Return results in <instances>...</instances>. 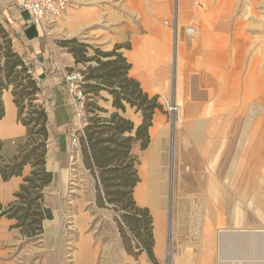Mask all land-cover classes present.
Returning a JSON list of instances; mask_svg holds the SVG:
<instances>
[{
	"label": "rangeland",
	"instance_id": "rangeland-1",
	"mask_svg": "<svg viewBox=\"0 0 264 264\" xmlns=\"http://www.w3.org/2000/svg\"><path fill=\"white\" fill-rule=\"evenodd\" d=\"M80 1L81 0H77V3L74 5L78 6ZM218 2L220 3V0H208L206 3L204 0H187V3H189L187 9L182 5L184 3L183 0H171L169 11H166V15H162V23H164V25L165 23H168L165 26L171 29V33L173 31L170 35L172 56L170 63L164 67L161 74L162 78L155 79L154 75L152 77L154 78L156 86L165 84L168 85L167 88L169 89L167 90L168 93H165V97L160 90L153 92L149 90L148 92L143 88L141 81L138 79L136 80L140 84L142 90L147 93L149 98L155 97L156 106L151 117V124L148 128L149 143L147 147L141 149V140H138L134 141L130 149V154L133 158L135 157V168L138 177V181L132 188L131 195L124 194V190L133 180L134 176L125 170L117 173H106L104 176V185L99 178L98 171L88 167L87 156L83 150L82 142L79 140L76 145L72 144V134L75 132L73 122L76 117L74 107V113L72 111L70 120L71 133L69 135V147L67 153L69 166L66 168H60L58 166L60 153H58L57 150H53L54 152L52 151L49 155V161L47 160L46 163L47 167L52 171V178L48 184L42 186L40 189L41 206L42 208H48L51 216L50 218H47V213L43 212L40 229L37 230L35 234H27V238L21 243V245H2V250L7 252V255L5 256L6 261L4 263L0 261V264H87L90 260L91 254L93 255V264H181L180 261L185 257L187 251L192 253L193 264H203L201 259L205 254L207 256L209 253L211 257L206 264H224L223 261H235L236 258L243 261H259L260 264H264V236L240 237L234 235L233 239L236 240L234 242L235 245L233 246L223 244L219 236L218 243L216 240V232L218 229H229L232 232L243 229L252 231L261 228L264 229V216H260L258 213V211L264 212V180L260 177V173L264 166V152H262V148H260L262 144L259 140L257 142L251 141L252 131L256 123L263 117V113L260 110L261 105L259 103L261 98L258 97V93L255 89L249 87L250 85L245 83V79L249 77L248 74L256 56L253 50V44L247 48L244 61L245 64L243 63L244 68L239 73L240 75L233 71L232 66L234 67V63L231 60L228 61L224 67L225 71L233 72V76L236 75L234 76V78L236 77L235 84L228 86L233 94L232 102H228L231 99H222L221 94L218 92H216V95L212 100L216 103L223 102L222 108H226V105L232 104L234 109L232 110V113L234 114H231L232 117L230 116L231 123L226 151L228 157L224 161L223 173L225 174L228 170L232 158L238 157L239 155V157L244 156L246 158V175L238 186L239 191L243 190L248 184L250 180L249 174L255 176V178L257 177L256 179H251L250 193L247 196L240 197L237 190L233 192V202L231 201L232 211L230 213H234L235 209H239L243 214L242 222L238 221L233 213L226 215L220 208L218 211L219 219L216 223L215 234L213 233L214 236L210 240V242L215 240V244L202 245L206 241L201 235V224H203L204 218H207L204 206L206 203L203 194L205 190L204 182L200 187L184 189L182 185H180L181 187L179 188L180 183L176 181L177 172L174 166L177 164V158L188 153L199 155V152L191 140V137L188 136L184 130L181 129L180 131L175 129L177 111L168 109V106L164 103L165 98L170 102H168V104L171 107L175 106L174 104L177 102L176 77L179 66L180 73H182L181 78H183L181 91L183 94V101L185 102H192L193 100L201 105H205L207 100L202 97H195L193 91L198 92L211 88V81L214 80V75H211L212 79H202L201 81L200 79L202 78L203 73L206 72L200 67H192L194 63H198L197 59H190L191 55L186 53L184 55V47L182 44L183 38L186 40V43H189V45H186L188 49L192 48L191 40L196 37H199L196 44H200L202 47L200 36L187 34L185 26H196L200 34L207 20V25L211 29L210 36H216L220 24H225L228 30V35L232 36V24L235 23V18L242 17L244 14L246 17H243L242 20L244 21L245 19V25L249 22L247 24L249 27L245 29L247 33H249L251 39L258 34H264L262 29H259L258 26L254 25L255 22L260 20V18L262 21L264 20V0H256L255 3H253V6L256 4L254 10L258 15V20L251 15H247L246 11L250 7V4H252L251 0H229V2L228 0H224L220 5L222 4V7L226 10L229 9L225 16L214 14L219 5ZM146 3L150 7L152 0H146ZM71 6L72 5H68L60 16L54 18L53 23L47 24L44 22L45 26L48 25L45 30H42L39 27V33L43 34V37L46 40H52L58 43L59 37L66 36L68 26L65 24V13ZM177 6H180V30L181 33H183L182 36L180 35V41H178L180 46L177 45L175 38L177 30L176 23L179 21L176 11L178 8ZM228 6L231 7L228 8ZM192 7L194 8L192 9ZM137 11L140 16L134 15L136 23L134 25V47L136 42H138L144 34L146 35L143 37H154L149 34L150 30L143 26L142 23L141 25L138 20L140 17L142 22V17L145 15V17L150 16L151 10L145 9L142 11V8H137ZM198 11L202 13H199ZM201 14H203L204 17L201 16ZM201 17L203 18L202 25L198 24L200 23L199 19ZM9 37L8 34V38ZM157 39L160 40L161 35ZM0 41H3L1 33ZM91 45L98 47L95 44ZM91 45L89 46V49H91ZM181 46L183 51L180 53V57L176 58L175 54L179 49L178 47L181 48ZM11 49L14 50L12 42ZM228 50L229 54H231L229 47ZM118 51H120V49ZM186 52L188 51L186 50ZM91 53L93 54V48L91 49ZM203 53L204 49L202 48V54ZM202 54L199 52V59ZM60 57H65V54L63 53ZM4 59L5 56L1 54L0 63H2ZM177 61L182 62V64L180 63V65L177 66ZM91 64L95 65V62L92 61ZM261 65L262 63L259 65L258 70L263 66ZM84 69V63L74 62L73 65L71 64L70 66L68 65L65 67L64 75L68 72L82 73ZM157 72L158 70H155L154 74L156 75ZM191 75L195 76L196 79L193 80ZM91 81H93V79H91ZM64 82L66 83L65 78ZM9 87L12 88V85L10 84ZM236 87L237 90H234ZM99 94L100 96L97 98L95 104L98 108H93L92 105H88L87 108L85 107L86 120L88 121V118L95 113L101 117H107L112 112L117 111L119 115L132 122L133 134L134 129L142 122L140 111H137L135 107H131L127 103L124 104L127 111L116 109L112 106V96L107 90L102 89ZM85 97H88V99H85ZM84 100L86 102L92 101L89 94L84 95ZM33 103L39 102L35 99ZM69 105V102H65L63 107H68ZM200 107L201 106H199V109ZM241 107L245 108L242 109ZM223 113L226 114L225 111H223L218 115L219 120L224 118L225 115ZM157 117L160 118V121L158 122L161 123L162 126L165 127L170 125L168 133H165L164 129H160L162 131L155 135L150 133V128L154 126ZM177 132H181V135H177ZM125 135H127V133H124V136ZM148 151L150 152V156L153 155L152 158L154 159L155 172L153 173L154 178H152V181L149 180L147 183V191L149 195H152L154 199L155 197L157 199H155V201L152 199L145 203H140L136 198V187L143 183L141 167L146 162L147 167L148 163L150 165V160L147 159ZM202 164V160H199L196 171L202 172L203 176ZM187 166L188 164L184 167L186 168ZM27 173L30 174V171ZM187 181L190 180L188 179ZM249 195L255 198V201L251 203L252 205L249 203ZM107 197L114 200L110 202L107 200ZM244 198H246V200ZM133 208L146 210V214L141 211H136L134 218L139 221L134 223V218H132L133 223L128 224L124 221V215L128 210L132 212L134 210ZM147 218L149 219L147 228H144L143 226ZM147 231L150 232V236H148ZM243 244H246L247 249L249 248L250 250H243L241 248L245 246ZM144 245H151L154 257L153 260L148 257L147 252L144 250ZM11 247L15 249V253L8 254ZM192 263L185 261L184 264Z\"/></svg>",
	"mask_w": 264,
	"mask_h": 264
},
{
	"label": "bare ground",
	"instance_id": "bare-ground-1",
	"mask_svg": "<svg viewBox=\"0 0 264 264\" xmlns=\"http://www.w3.org/2000/svg\"><path fill=\"white\" fill-rule=\"evenodd\" d=\"M204 1L206 3V1H208V0H204ZM255 1L256 0H251L252 4H250L249 8L247 7L248 8L247 11L245 8V11L247 12V15H251L258 20V18H257L258 15H257L256 11L254 10L255 9L254 6H256V4L253 6V3H255ZM222 2H224V0H220V3H222ZM228 2H229V0H228ZM220 3L218 5V7L216 8V12L214 14L215 15L217 14L218 16H220V15L225 16L228 13L229 9L228 10L224 9L222 7V4L220 5ZM227 5H229V4H227ZM230 7L228 6V8H230ZM176 11H177V16H178L179 21H178V23H176V29L177 30H176L175 38H176L177 45L180 46V44L178 43V41H180V34H181V30H180V24H181L180 6L177 8ZM199 13H202V12H199ZM203 14H201V16L204 17ZM243 17L245 18L246 15L243 14L242 17H238V18L236 17L235 18L236 21H235V23L232 24V29H233V31H232L233 35L232 36L228 35V30H227V27L225 24H220L218 26L216 36H214V37L210 36V30L211 29L207 25V20H206V23L203 26L204 28L202 29L200 34H199L196 26L195 27L187 26V25L185 26L187 34L192 35V36L201 35L200 38L202 40V48L204 49L202 59H200V61L198 63H194L192 65V67L193 66L200 67L201 69H203L206 72V73H203L202 78L200 77L201 81H202V79H204V80L212 79L211 75H214V80L211 81V83H212L211 88H207L203 91L201 90L198 92L193 91L195 94V97H202V98H205L207 100V103L205 102L206 103L205 105L204 104L201 105L198 102H195L193 100H192V102L183 101V94L181 91L182 90L181 83H182L183 78H181L182 73H180V68H179L180 63L182 64V62L177 61V66H179L177 77H176V81H177V85H176L177 86V88H176L177 89V102L174 104L175 105L174 107H171L168 104L169 101L166 98H165V102H164V103H166V106H168L169 110H176L177 111V117H176L177 120H176L175 129L180 130V131H181V129L184 130L188 134V136L191 137V140L193 141L195 147L197 148V150L199 152V155L194 154V153H188V154L182 155L181 156L182 158L178 157L177 158V164L174 167H175V170L177 172L176 173V181L178 183H180L179 188L181 187L180 185H182L184 189L191 188V187L192 188L200 187L201 184L204 182L205 190H204L203 194L205 196L204 199L206 200L205 201L206 203L204 206H205L207 218H204L203 224H201L202 225L201 235L205 238V241H206L202 245H206V244L207 245H213V244H215V240H213V242L212 241L210 242V240L214 236L213 233L215 232L216 223H217V220L219 219L218 218L219 209L221 208L222 212L225 213L226 215L232 214L233 212L232 213H230V212L232 211L231 210V201H232V195L234 194L233 192H235V190H237L240 194V197L247 196L250 193V185L252 182L251 179L257 178V177L255 178V176L249 174L250 180H249L248 184L245 186V188L243 190L239 191L238 186L241 184V180H243V178H245V175H246L245 174L246 173V171H245L246 170L245 169L246 158L244 156L239 157V155H238V157L232 158L228 170L226 171L225 174L223 173V169H224L223 166L225 164L224 161L228 157L226 155L227 144H228V133H229L231 117H232L231 114H234V113H232V110H234V109L232 107L233 106L232 104L226 105V108L225 107L222 108L223 102H217L216 103V102L212 101L213 97L216 95V92H218L219 94H221L222 99H224V100H230L231 99L228 102H232L233 94L230 90V87H228V86H231V84H235L236 77L234 78V76H236V75L233 76V72L225 71L224 67L227 64V62L231 60L234 63V67L232 66L233 71L235 73L239 74L242 71V69L244 68L243 65L245 64L244 61L246 58L247 48L253 44L252 46L254 48L253 50H254V53L256 56H255V59L253 60L251 70L250 71L248 70L249 71V74H248L249 77L248 78L246 77L247 79H245V83L250 85L249 87L255 89L256 92L258 93V97L261 98V100L259 102L261 105L260 110L263 113V117H264V34L263 35L258 34V35H256V37L254 36V38L251 39V37L249 36V33H247V31L245 29V28L249 27V25H247L249 22L246 23V25H245V22H244L245 19H244V21L242 20ZM200 19H202V21H203L202 17ZM158 20H160L159 23H161V25L157 24L154 27L153 25H151V23H152L151 19H149L148 17H145V16L142 17V24H143V26H145L146 28H148L150 30V35H151V30L154 27L155 32L157 34L161 35V39L160 40L157 39L159 35L157 36V38H153L151 36H146V37L141 38V41H139L140 44L136 42L135 47H134V62L136 63V68L139 69L140 72H143V70L148 72V73H146L148 76V80L144 81V86L149 88L150 90H152V92H153V90L154 91L160 90V91H162V93L166 97L165 93L169 89V88H167L168 85L164 84L161 86H156L154 78H150L152 71L155 68H157L158 66H161L165 63H168L170 61V57H171L170 56L171 55L170 35L173 33V31L171 33L170 30H166L165 25H167L168 23L167 24L165 23V25H164V23H162L163 21H162L161 15H159ZM212 20H214V19H212ZM219 21H220V19H219ZM253 24H254V21H253ZM254 25L258 26L259 29H262V31L264 32V20L262 21L260 18V20L255 22ZM250 27H251V25H250ZM161 43H163V45H159ZM228 47L230 48L231 54H229ZM151 48H153V49L151 50ZM178 48L179 49L177 50V52L175 54L176 58L180 57V53L183 51L182 47L181 48L178 47ZM176 60H178V59H176ZM190 61H192V60H190ZM194 62H196V61H194ZM261 63L263 66L261 65L262 66L261 69L258 70V67ZM153 74H154V72H153ZM209 74H210V76H209ZM191 78L193 80L196 79L195 76H192V75H191ZM160 84H162V83H160ZM234 90H237V87ZM195 97H194V99H195ZM221 101H223V100H221ZM199 106H201L200 109H199ZM244 108L245 107H243L242 109H244ZM223 111H225L226 114L223 113L225 115L224 118L219 120L218 115ZM263 117L256 123V125L252 131V136H251V141L257 142L259 140V142L262 144L260 147V148H262V152H264V139H263V132H264L263 122H264V119H263ZM156 120L154 122V126L150 128V133L152 135L158 134L159 132L162 131L160 129H164L165 133H168L170 130V125H167L164 127L161 125V123L158 122V121H160V118L157 117ZM180 133L181 132H177V135H181ZM203 142H204V144H203ZM149 153L150 152L148 151L147 159L150 160V165L148 163V167H147L146 166L147 162H146L141 167V176L143 178V183L136 187V198L140 203H145L148 200L154 199L153 196L149 195V193L147 191V186H148L147 183L149 180L152 181V178H154L153 173L155 172L154 171V169H155L154 159L152 158L153 155L151 154L152 156H150ZM199 160H202V162H203V164H202L203 173H204L203 176H202V172L196 171V169L198 168ZM186 164H188V166L185 168L184 166H186ZM260 177L262 180H264V166H263L262 171L260 173ZM188 179L190 181H187ZM239 194H237V195H239ZM155 199H157V198L155 197ZM155 199H154V201H155ZM244 199L246 200V198H244ZM254 201H255V198L250 196L249 203L251 204ZM258 213L260 216H264L263 211H258ZM233 215L235 216V218H237L238 221L242 222L243 214L239 209H235ZM198 223H199V221H198ZM234 235H237L240 237H245V236L246 237H260V236H264V229L261 228L259 230H255V231L243 229V230H239V231L235 230V232H232L229 229H218L216 232L217 243H218V236H219V238L223 242V244L233 246V245H235L234 242L236 240V239H233ZM235 238H236V236H235ZM256 239H258V238H256ZM243 245H245V246H243L241 248L243 250L247 249L246 244H243ZM247 250H250V249L248 248ZM247 253H249V252H247ZM210 257H211L210 253L207 256L205 254L203 256V258L201 259L203 264H206ZM185 261L192 263V253L191 252L187 251L185 254V257L182 258V261H180V262H181V264H184ZM253 261H251V260L243 261L241 259L236 258L235 261H223V263L224 264H260L259 261L258 262H256V261L253 262ZM226 262H229V263H226ZM87 264H93V255L92 254L90 255V260Z\"/></svg>",
	"mask_w": 264,
	"mask_h": 264
},
{
	"label": "trees",
	"instance_id": "trees-1",
	"mask_svg": "<svg viewBox=\"0 0 264 264\" xmlns=\"http://www.w3.org/2000/svg\"><path fill=\"white\" fill-rule=\"evenodd\" d=\"M0 33L3 38V41H0V61L1 54L5 56L4 61L0 63V118L4 114L1 94L3 89H7L11 84L13 101L18 108V118L26 127V134L12 157H3V143L0 140V179L6 181L12 176L20 175L25 165L31 167L30 174L23 179V183L14 195L15 200L7 206H2L0 203V216L14 218L15 227L32 235L40 229L43 212L47 213V218L51 216L50 210L42 208L40 203V189L52 178V173L45 168L47 115L41 103H33L38 98L40 89L23 59L11 49L9 33L1 25ZM59 44L66 47L73 55L75 63L85 64V69L82 71V93L89 94L92 101H85L84 108L88 105L98 108L95 105L96 100L100 96V90L105 89L112 96L113 107L125 111L124 104L127 103L141 113L142 122L134 129L133 134L132 122L115 111L107 117H101L97 113L91 115L83 127L84 135L79 137L87 156L88 167L98 171L104 185L106 173L125 170L134 176L124 190V194L131 195L138 177L135 157L130 154V149L134 141L141 140V149H145L149 143L148 128L156 106L155 97L149 98L138 81L128 76L130 64L118 51L121 45H116L109 51L95 47L93 54L87 55L89 45L76 38L62 39ZM92 61L95 65H91ZM124 133L127 135L124 136ZM107 200L111 202L114 199L107 197ZM133 209L132 212L128 210L124 215V221L128 224L133 223L132 218L136 211L146 214V210ZM148 220L147 218L144 228H147ZM137 221L139 220L134 218V223ZM147 234L150 236V232ZM144 250L153 260L151 245H144Z\"/></svg>",
	"mask_w": 264,
	"mask_h": 264
},
{
	"label": "crops",
	"instance_id": "crops-1",
	"mask_svg": "<svg viewBox=\"0 0 264 264\" xmlns=\"http://www.w3.org/2000/svg\"><path fill=\"white\" fill-rule=\"evenodd\" d=\"M170 1L152 0L149 7L146 0H81L78 6L72 5L67 9L65 24H67L68 30L66 36L59 37L58 40L76 38L89 46L95 44L103 51H109L116 45H121L120 52L130 64L128 76L140 80L143 88L149 92L150 89L144 86V81L148 80L146 74L148 72L145 70L140 72L134 62V25L136 24L134 15H139L137 8H142V11L150 9L151 15L148 17L151 19V25L154 27L157 24L161 25L160 20H158L159 15L167 14L166 11H169ZM183 1L182 5L188 8L189 3H187V0ZM19 2L20 0H0V25L9 33L15 52L28 66L40 89L37 101L42 104L47 115L48 136L45 167L52 172L46 163L47 160L49 161V155L53 150L60 153L58 166L60 168L69 166L67 153L71 133L70 120L72 111L74 113V104L64 82V71L66 66L74 64V57L66 47L59 45V42L46 40L43 34L39 33L38 25L30 19L25 11L21 10ZM138 20L141 24L140 17ZM199 20L200 23L198 24L202 25V19ZM154 27L151 30V35L154 36L153 38H157L159 34L155 32ZM166 30L171 31L167 26ZM182 34L180 35L182 36ZM198 40L199 37L191 40L192 48L190 49L186 47L189 43H186L184 38L182 44L184 55L185 53L191 55L190 58L197 59L199 62L203 54L200 44H196ZM139 41H141V38L137 43ZM159 45H163V43ZM92 48H95V46H92ZM91 49L88 47L87 55H92ZM198 51L202 54L200 59ZM63 53L65 57H60ZM170 61L155 68L158 72L155 75L153 74L155 70H153L150 78H153V75L155 79L162 78L161 74L164 67ZM1 100L4 107V114L0 118V140L3 143L2 155L4 158H10L16 154L20 141L26 134V127L18 118V108L13 101L11 87L3 90ZM65 102H69L70 105L63 107ZM125 111L127 110L125 109ZM30 169L29 165H25L20 175L12 176L6 181L0 179V203L2 206H7L15 200L14 195L19 190L20 184L23 183V179L29 175L27 172ZM15 224L16 220L14 218L5 215L0 216V261L3 263L6 261L7 252L2 250V245H21L27 238V233L19 227H15ZM14 250L11 247L8 254L15 253Z\"/></svg>",
	"mask_w": 264,
	"mask_h": 264
},
{
	"label": "built area",
	"instance_id": "built-area-1",
	"mask_svg": "<svg viewBox=\"0 0 264 264\" xmlns=\"http://www.w3.org/2000/svg\"><path fill=\"white\" fill-rule=\"evenodd\" d=\"M77 0H20L19 6L25 11L30 19L35 22L42 30L48 26L44 24L53 23L54 18L60 16L68 5H74ZM30 73V70H28ZM67 91L73 101L76 117L74 126L75 132L72 134V144L79 142V137L84 135L83 127L87 123L85 117V100L81 91L83 74L79 72H68L64 75Z\"/></svg>",
	"mask_w": 264,
	"mask_h": 264
}]
</instances>
